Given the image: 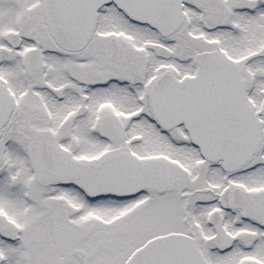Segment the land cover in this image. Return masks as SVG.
I'll use <instances>...</instances> for the list:
<instances>
[{
    "label": "snow or ice",
    "instance_id": "1",
    "mask_svg": "<svg viewBox=\"0 0 264 264\" xmlns=\"http://www.w3.org/2000/svg\"><path fill=\"white\" fill-rule=\"evenodd\" d=\"M0 264H264V0H0Z\"/></svg>",
    "mask_w": 264,
    "mask_h": 264
}]
</instances>
